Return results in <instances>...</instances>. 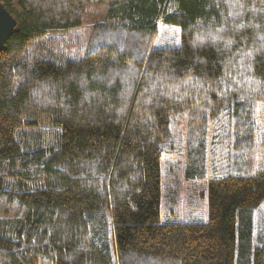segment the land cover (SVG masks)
<instances>
[{
	"label": "trees",
	"instance_id": "obj_1",
	"mask_svg": "<svg viewBox=\"0 0 264 264\" xmlns=\"http://www.w3.org/2000/svg\"><path fill=\"white\" fill-rule=\"evenodd\" d=\"M1 1L0 264H264V0ZM169 153L208 217L162 221Z\"/></svg>",
	"mask_w": 264,
	"mask_h": 264
},
{
	"label": "rangeland",
	"instance_id": "obj_2",
	"mask_svg": "<svg viewBox=\"0 0 264 264\" xmlns=\"http://www.w3.org/2000/svg\"><path fill=\"white\" fill-rule=\"evenodd\" d=\"M104 12V10L92 12L83 26L66 32L65 37L59 35L66 41L67 46L65 49L70 57L81 58L84 55L89 40L90 28L94 24L104 21ZM256 124L258 165L264 167V100L257 102ZM184 162L185 155L181 153H169L162 161L163 222H187L194 219L198 214L208 217L207 183L186 180L183 173Z\"/></svg>",
	"mask_w": 264,
	"mask_h": 264
},
{
	"label": "water",
	"instance_id": "obj_3",
	"mask_svg": "<svg viewBox=\"0 0 264 264\" xmlns=\"http://www.w3.org/2000/svg\"><path fill=\"white\" fill-rule=\"evenodd\" d=\"M17 25L15 17L0 1V52L4 48L7 38L16 31Z\"/></svg>",
	"mask_w": 264,
	"mask_h": 264
}]
</instances>
